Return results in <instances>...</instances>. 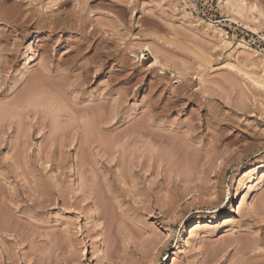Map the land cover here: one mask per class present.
I'll use <instances>...</instances> for the list:
<instances>
[{
	"label": "rangeland",
	"instance_id": "1",
	"mask_svg": "<svg viewBox=\"0 0 264 264\" xmlns=\"http://www.w3.org/2000/svg\"><path fill=\"white\" fill-rule=\"evenodd\" d=\"M261 84L264 0H0V264L264 260V189L190 224L262 176Z\"/></svg>",
	"mask_w": 264,
	"mask_h": 264
},
{
	"label": "bare ground",
	"instance_id": "2",
	"mask_svg": "<svg viewBox=\"0 0 264 264\" xmlns=\"http://www.w3.org/2000/svg\"><path fill=\"white\" fill-rule=\"evenodd\" d=\"M31 39H35L34 41H38V40H41L42 37L40 34H34V35H31L30 36ZM243 46V44H241ZM52 60V58H50ZM46 71L49 72L51 71V68L50 67H47L46 68ZM59 72V71H57ZM51 73V72H49ZM42 74V73H41ZM43 77H42V81L44 80L43 78H45V81H43L44 83L46 82V79L48 80L50 77L48 76V74H42ZM50 80V79H49ZM27 81V80H26ZM25 81V83L27 84V82ZM257 81V80H256ZM259 82V81H257ZM256 82V83H257ZM41 83V82H40ZM39 83V84H40ZM260 83V82H259ZM258 83V84H259ZM38 84V83H37ZM43 84V83H42ZM48 85V84H47ZM263 85V84H261ZM264 86V85H263ZM28 87V85H27ZM46 87V86H45ZM35 88V87H34ZM48 87H46L47 89ZM49 89V88H48ZM47 89V90H48ZM35 91V90H34ZM44 92V91H43ZM30 93V92H29ZM39 93V92H38ZM35 94V93H34ZM34 94H32L33 96H35ZM40 94V93H39ZM27 95V94H26ZM24 95V96H26ZM28 96V95H27ZM32 98V97H31ZM30 98V99H31ZM22 99V98H20ZM24 99V98H23ZM34 99V98H32ZM10 100V101H9ZM38 100V99H37ZM40 100V99H39ZM38 100V101H39ZM6 101V102H5ZM3 101L4 102V106L5 108L2 106V108H0V122H7V121H10L11 117L13 116V114H15L16 112H18L19 109H23L24 108V102H19L18 100H14L12 101L11 98L7 99ZM23 101V100H22ZM2 102V103H3ZM19 102V103H18ZM6 103V104H5ZM9 106V107H7ZM259 163L256 164H252L249 166V170L251 172V170L254 169V171H252V175L251 177L249 176V179H253V176H261L259 179H255L254 181L250 182L249 185H251L250 187L246 186V183H242V185H239L237 187V190H235V196H234V201L233 203H228L231 207H230V210H218L216 211L214 214H212L209 219L211 220H208L207 217H202L200 214H196V215H193L192 217H190V221L191 223L190 224H194L198 221H210V223H213V222H217V221H220V220H223L226 218L227 214L228 215H233V214H236L237 213V210H238V205L239 203H241V201H243V199L245 200L246 203H249L250 202V199L254 196L255 192H259L261 190L264 189V157L259 159L258 160ZM241 171V169H240ZM250 173V174H251ZM249 175V174H248ZM257 177V178H258ZM245 194V196H244ZM244 197V198H243ZM232 204V205H231ZM249 205V204H248ZM201 232H197L194 237H195V241L198 243L199 239L201 238ZM186 239H187V236L185 235L184 238H182V241L184 242V245H182L183 248H186ZM185 250V249H184ZM263 259V256H260L259 260H257L260 264L263 263L264 260ZM258 263V264H259Z\"/></svg>",
	"mask_w": 264,
	"mask_h": 264
}]
</instances>
